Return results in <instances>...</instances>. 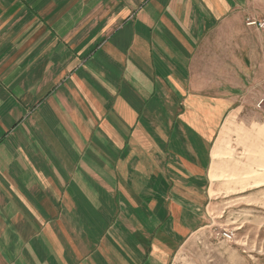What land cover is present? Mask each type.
<instances>
[{
  "label": "crops",
  "instance_id": "crops-1",
  "mask_svg": "<svg viewBox=\"0 0 264 264\" xmlns=\"http://www.w3.org/2000/svg\"><path fill=\"white\" fill-rule=\"evenodd\" d=\"M247 2L0 0V264L174 263L240 108Z\"/></svg>",
  "mask_w": 264,
  "mask_h": 264
},
{
  "label": "rangeland",
  "instance_id": "rangeland-1",
  "mask_svg": "<svg viewBox=\"0 0 264 264\" xmlns=\"http://www.w3.org/2000/svg\"><path fill=\"white\" fill-rule=\"evenodd\" d=\"M240 14L241 31L253 32L240 37L247 48L242 56L248 58L241 82L233 86L237 94L230 93L232 105L240 108L219 141L206 227L173 264H264V29L248 26L249 20L264 21V0H248ZM223 232L233 233L234 240H224Z\"/></svg>",
  "mask_w": 264,
  "mask_h": 264
},
{
  "label": "built area",
  "instance_id": "built-area-1",
  "mask_svg": "<svg viewBox=\"0 0 264 264\" xmlns=\"http://www.w3.org/2000/svg\"><path fill=\"white\" fill-rule=\"evenodd\" d=\"M248 26H258V28L264 29V21H252L249 20ZM224 240L227 242L233 241L234 240V234L231 232H223L222 235Z\"/></svg>",
  "mask_w": 264,
  "mask_h": 264
}]
</instances>
